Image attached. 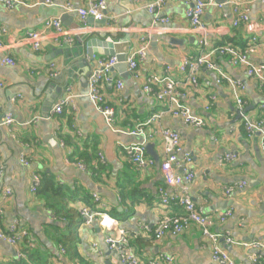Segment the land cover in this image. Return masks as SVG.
Returning <instances> with one entry per match:
<instances>
[{
	"label": "crops",
	"instance_id": "1",
	"mask_svg": "<svg viewBox=\"0 0 264 264\" xmlns=\"http://www.w3.org/2000/svg\"><path fill=\"white\" fill-rule=\"evenodd\" d=\"M70 1L74 7L88 2ZM64 5L65 0H54L52 6L43 4L42 0H15L10 8L0 4V40L4 44L14 43L0 51V56L7 54L15 59L14 66L0 64L3 83L0 121L7 114L14 120L10 126H0V196L4 189L11 191L4 203L0 228L6 229L16 222L29 232V243L21 245L26 252L24 259L30 264H73L58 243L68 235L75 240L78 253L88 264H123L119 253L104 243L112 232L99 221L85 225L79 219L68 233L69 220L55 216L42 197L29 191L30 175L35 173L40 181L48 175L64 188L62 202L69 209L87 206L93 211L102 210L92 196L97 194L105 210L117 216L120 227L128 232L139 264H149L160 254L172 256L173 264H225L212 259L211 245L195 225L177 236L154 237L153 231L165 215L185 213L182 207H163L160 202L159 188L171 190L165 185L160 169L162 127L177 132L183 152L191 155V163L181 164L177 173L193 170L194 180L188 193L194 202L216 216L230 211L224 221L216 220L211 230L229 234L239 243L264 242V150L260 132L250 135L244 127L245 119L261 121L264 126V89L260 84L221 55H215L214 60L231 78L243 83L241 109L229 85L217 83L215 72L203 67L197 73L196 84L191 83L178 70V65L185 55L199 51L198 37L185 19L184 5L167 2L160 13L169 22L153 26L146 56L138 62L140 78L128 72L123 77L119 67H113L110 80L102 83L107 102L116 110L114 129H111L87 96V78L94 67L90 55H86L87 41L127 38L131 50L150 26L152 16L132 0H112L105 19L95 21L89 17L83 23L76 12L66 11ZM247 6L251 31L242 25L232 26L233 14L228 5L222 8L209 5L202 20L210 30L211 44L217 46L224 41L239 49L252 45L250 60L264 63V4L251 0ZM55 17H60L71 31L72 43L54 41L52 35L37 51L28 42L17 43L26 31L40 29L46 19ZM124 28L130 30L123 31ZM251 37L256 40L252 41ZM81 58L83 64L78 62ZM167 66L179 82L177 92L181 101L201 116L205 125L187 127L178 118L163 114L159 121L147 127V131L155 132L149 143L153 144L159 161L147 153L153 165L137 167L125 148L140 137L128 132L152 113L164 109L162 103L142 90L143 80L151 73H163ZM119 79L123 82L119 92L122 101L117 103ZM61 98L67 99V105L56 113L53 105ZM226 154L232 157L223 160ZM21 157L28 160V165L21 162ZM78 161L85 164L84 171L76 166ZM240 182L244 185L238 188ZM227 187H233L229 195L225 193ZM140 224L147 225L151 231L143 230ZM220 242L235 264H264V248L226 245L223 238ZM252 254L257 255L255 262L249 257ZM19 260L15 247L0 241V264H18Z\"/></svg>",
	"mask_w": 264,
	"mask_h": 264
},
{
	"label": "built area",
	"instance_id": "2",
	"mask_svg": "<svg viewBox=\"0 0 264 264\" xmlns=\"http://www.w3.org/2000/svg\"><path fill=\"white\" fill-rule=\"evenodd\" d=\"M43 4L52 6L54 0H42ZM112 0H88L84 6L74 7L70 0H65L64 8L68 12H76L79 20L83 23L86 19L91 17L95 21H102L105 19L106 9L108 3ZM135 3H139L148 14L152 16V22L149 27L144 29L138 38L137 45L129 50L124 59L126 69L129 75L134 78H140V71L138 70L139 61L143 60L146 56L148 44L153 34L154 28L158 23L166 24L169 22V18L162 16L160 10L167 2L182 3L185 7L184 16L187 20L190 29L198 37L199 51L196 54L185 55L179 65L178 70L181 73L187 75V79L196 84L197 73L201 68H206L217 74V83L226 82L231 90L232 96L235 99L239 109H241L242 99L240 97V89H243V83L239 80L231 78L221 67V65L214 60L215 55L225 56L231 66L240 67L245 76L255 79L260 86L264 89V63L253 62L249 58V53L253 50V46L250 45L244 49H239L232 44H225L221 46H215L209 41L210 30L203 22L202 17L205 9L209 5H215L222 8L224 5H228L233 14L232 26L238 27L244 26L248 30H252L250 27V21L248 16V3L251 0H226L223 3H217L215 0H132ZM264 4V0H260ZM15 0H0V4L10 8ZM129 28H124L123 31H129ZM71 31L63 25L60 17L46 19L43 26L37 30H28L24 33L23 38L17 41L28 42L34 51L41 49L43 42L52 35L54 41L62 40L64 43H72L74 38L71 36ZM252 41H255V37H251ZM114 41V40H107ZM117 41V40H116ZM13 44H4L0 40V51L13 46ZM90 60L94 62V67L91 73L88 75L87 84V96L93 104L96 111H98L104 118L106 124L114 129L115 123V108L107 102L101 86L103 81L110 80L109 73L111 69L118 63L115 55L105 56L92 54L89 56ZM1 65H15V59L5 54L0 56ZM170 67H165V71L161 74L151 73L146 75L143 80L142 90L156 99L158 102L164 105L162 111L152 113L145 121L139 122L135 125L134 129L128 133L134 136L140 137V140L125 148L126 154L132 160L137 167L151 166L153 160L147 156L146 146L150 139L153 138L154 133L147 131V127L159 121L163 114H168L178 118L184 126L191 128H202L205 125V120L195 114L189 106L183 103L177 92V86L179 82L171 75ZM3 86L0 81V87ZM123 87L122 80L116 82V102L122 101L119 92ZM70 98V97H69ZM64 105H67V99L61 98L59 102L53 105V110L56 113H60ZM34 120V119H33ZM13 117L7 114L0 121V126H10L13 123ZM29 123V122H26ZM244 127L248 134H253L258 131L261 134V147L264 150V126L261 121L244 120ZM162 138V150L163 160L161 162V173L165 185L171 190L167 191L163 187L159 188L160 202L163 207L176 205L182 207L184 215H165L159 220L155 229L154 237L160 239L165 235L177 236L187 231L192 225L199 228L202 236L209 241L211 245V257L215 261H221L225 264H235L226 249L221 245V238L226 245L240 244L244 249H263L264 242L252 240L249 242L239 243L229 235H221L211 230V226L216 220L222 222L227 216L230 215V211L223 212L220 216L205 212L201 206H198L189 192V186L194 180V172L192 169H183L182 174H178L177 170L181 164H190L192 159L191 155L187 152H183L181 138L179 134L169 128H160L159 130ZM61 144H63L61 142ZM231 154H226L224 159L231 158ZM21 162L24 165H28V160L25 157H21ZM76 166L80 170H85L86 166L83 162H76ZM2 170L0 169V176ZM29 191L35 193L40 185V176L32 173L30 175ZM244 182L238 183L236 186L241 188ZM233 187H227L225 193L229 195ZM11 195L10 189H4L0 196V221L3 215L4 203ZM94 200L99 204L102 210L93 211L87 206H80L77 210L81 215L82 222L85 225H90L95 221H99L102 227L112 232L104 239V243L110 250H116L119 253L120 260L123 264H139V258L135 253L134 248L129 240V234L122 227H120L119 221L111 216L106 210L105 204H103L97 194L92 195ZM143 230L150 232L151 230L147 225L140 224ZM29 232L25 228H21L16 222H12L6 229L0 228V241H4L16 249L17 257H25L22 251L21 245L29 243ZM61 252L64 249L61 248ZM252 262L257 259L256 254L249 256ZM149 264H173V257L168 254H160L155 260H151Z\"/></svg>",
	"mask_w": 264,
	"mask_h": 264
},
{
	"label": "trees",
	"instance_id": "3",
	"mask_svg": "<svg viewBox=\"0 0 264 264\" xmlns=\"http://www.w3.org/2000/svg\"><path fill=\"white\" fill-rule=\"evenodd\" d=\"M225 44L231 43L222 41V43H219L217 46ZM35 194L45 200V204L53 211V214L55 216H59L61 218L69 220L68 233L69 231H73L76 224H78L80 220L82 221L81 215L76 209H69L65 202H62V198L64 197V188L55 183L51 176L45 175L42 177L40 185ZM76 215L79 217L77 221H75ZM58 243H60L64 250L67 252L73 264H88L87 261H85L78 253L76 242L71 238V236L64 235L63 238H60L58 240ZM24 253L26 256L25 250ZM19 259L20 260L18 264H30L26 259H24V257H19Z\"/></svg>",
	"mask_w": 264,
	"mask_h": 264
},
{
	"label": "water",
	"instance_id": "4",
	"mask_svg": "<svg viewBox=\"0 0 264 264\" xmlns=\"http://www.w3.org/2000/svg\"><path fill=\"white\" fill-rule=\"evenodd\" d=\"M218 3H223L226 0H216ZM87 49L86 55H92L93 53H99L105 56H112L115 55L117 57L118 63L114 66L121 70L122 76H127L126 64L123 62L125 59L126 53L129 51L130 43L128 42L127 38H121L118 41H107L100 38H91L87 41ZM83 58L78 61L80 64L82 63ZM81 66V65H79ZM72 74L71 72H69ZM45 107L47 106L44 103ZM247 110V109H246ZM245 112V110H244ZM146 152L150 154L157 162L159 161V157L153 148L152 143H148L146 146Z\"/></svg>",
	"mask_w": 264,
	"mask_h": 264
},
{
	"label": "rangeland",
	"instance_id": "5",
	"mask_svg": "<svg viewBox=\"0 0 264 264\" xmlns=\"http://www.w3.org/2000/svg\"><path fill=\"white\" fill-rule=\"evenodd\" d=\"M110 215L113 216V217H115V218H118L117 216L112 215L111 213H110ZM77 219H78V216L76 215V217H75V221H77ZM117 220H118V219H117ZM74 237H75V235H74Z\"/></svg>",
	"mask_w": 264,
	"mask_h": 264
},
{
	"label": "bare ground",
	"instance_id": "6",
	"mask_svg": "<svg viewBox=\"0 0 264 264\" xmlns=\"http://www.w3.org/2000/svg\"><path fill=\"white\" fill-rule=\"evenodd\" d=\"M117 188V187H116ZM176 209V208H175ZM33 254V253H32ZM22 264V263H21Z\"/></svg>",
	"mask_w": 264,
	"mask_h": 264
}]
</instances>
